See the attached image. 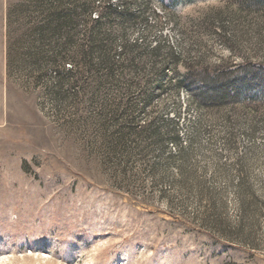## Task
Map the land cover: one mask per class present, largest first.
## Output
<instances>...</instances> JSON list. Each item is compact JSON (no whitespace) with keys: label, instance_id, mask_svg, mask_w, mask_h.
Wrapping results in <instances>:
<instances>
[{"label":"rangeland","instance_id":"obj_1","mask_svg":"<svg viewBox=\"0 0 264 264\" xmlns=\"http://www.w3.org/2000/svg\"><path fill=\"white\" fill-rule=\"evenodd\" d=\"M57 8L78 19L44 31ZM99 15L112 55L158 48L145 78L57 87ZM260 66L264 0H0V264H264V76L202 107L179 86Z\"/></svg>","mask_w":264,"mask_h":264},{"label":"trees","instance_id":"obj_2","mask_svg":"<svg viewBox=\"0 0 264 264\" xmlns=\"http://www.w3.org/2000/svg\"><path fill=\"white\" fill-rule=\"evenodd\" d=\"M126 4L127 2L124 1ZM80 8L82 10H87L86 5H81ZM110 13L115 12V9L109 8ZM76 10L73 8H57L53 11V9H45L44 17L46 23L43 25L44 31L51 30H62L69 24H73L74 21L78 19L75 14ZM128 17L132 16L133 13L129 9H125L123 12ZM109 14V13H108ZM102 15H99L93 21L98 23L99 30L95 31V29L87 28L86 32L83 34L85 36V42L83 44L77 43L75 51H72L71 54V63L70 68L66 69L65 65L62 66L61 71H57L56 73V81L55 85L59 88L68 82V81H78L82 75V65L83 70L86 74H94L95 79L98 82L109 81L114 75L116 70L121 69V74L119 75L120 79H124L123 77L127 73V70H130V74L139 73L143 75L142 78H145V68L147 64V59L145 58L146 53L155 57V54L158 52L157 47H153L151 49H146L148 52L142 51L140 44L138 41L134 43H128L126 41L123 43V47L120 48L119 53L114 52L112 55L113 47L111 45H106L110 43L111 34L102 32L103 25ZM108 43H104V37ZM116 54V55H115ZM65 58V57H64ZM162 63L161 69L165 72V68ZM103 69V70H102ZM60 70V69H58ZM126 72V73H124ZM202 73L194 71H188L187 74H184L179 82V86L184 87L189 90V99L192 103L196 104L197 107L205 106L206 104H226L232 101H236L241 96L244 88L246 87V83L254 80H260L261 76H264L263 67H252L246 72L244 77H242L240 84V89L235 92V80L231 78L229 75L235 73L236 71H228V77H223L222 74H218L216 72H209L207 70H202ZM67 74V77L65 75ZM198 74L200 77H197ZM93 77V75H92ZM196 77L198 79H196ZM87 86L89 85L88 76L83 80ZM250 97L246 96L249 101H252L254 105L264 101V82L259 83V87L256 89V92L250 93ZM148 101V99H147ZM175 121V120H170ZM174 128L178 126V122H173ZM179 133L176 131V134L171 139L173 140L175 146L180 143ZM181 150H179L180 152Z\"/></svg>","mask_w":264,"mask_h":264}]
</instances>
